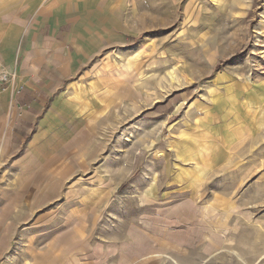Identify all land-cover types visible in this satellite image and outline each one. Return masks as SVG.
Wrapping results in <instances>:
<instances>
[{
	"label": "rangeland",
	"instance_id": "1",
	"mask_svg": "<svg viewBox=\"0 0 264 264\" xmlns=\"http://www.w3.org/2000/svg\"><path fill=\"white\" fill-rule=\"evenodd\" d=\"M75 2L84 103L10 126L0 264H264V0Z\"/></svg>",
	"mask_w": 264,
	"mask_h": 264
},
{
	"label": "crops",
	"instance_id": "2",
	"mask_svg": "<svg viewBox=\"0 0 264 264\" xmlns=\"http://www.w3.org/2000/svg\"><path fill=\"white\" fill-rule=\"evenodd\" d=\"M78 5L75 0H0V66L15 74L0 92V153L12 144L13 122L61 129L78 120L82 96H68L62 87L100 47L94 10ZM20 105L25 106L21 117Z\"/></svg>",
	"mask_w": 264,
	"mask_h": 264
},
{
	"label": "built area",
	"instance_id": "3",
	"mask_svg": "<svg viewBox=\"0 0 264 264\" xmlns=\"http://www.w3.org/2000/svg\"><path fill=\"white\" fill-rule=\"evenodd\" d=\"M14 76L15 74L7 70L5 67H0V92L5 89Z\"/></svg>",
	"mask_w": 264,
	"mask_h": 264
}]
</instances>
